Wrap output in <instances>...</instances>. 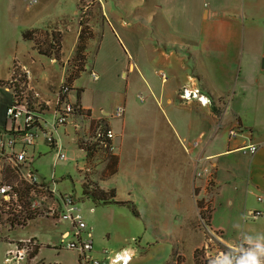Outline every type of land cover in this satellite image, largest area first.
Here are the masks:
<instances>
[{
    "label": "crops",
    "instance_id": "obj_1",
    "mask_svg": "<svg viewBox=\"0 0 264 264\" xmlns=\"http://www.w3.org/2000/svg\"><path fill=\"white\" fill-rule=\"evenodd\" d=\"M83 4L0 0V81L19 59L45 95L67 81L69 99L88 110L87 117L73 114L53 130L49 105L43 112L48 124L29 155L41 180L54 179L60 192L76 199L92 232L90 254L108 261L130 250L129 264H208L201 248L207 236L197 223L207 195L205 217L219 234L210 243L213 253L230 257L258 238L264 243V0H93L85 13ZM56 38L60 49L53 47ZM80 45L84 65L76 70L70 59ZM185 85L198 87L209 103L182 100ZM131 89L135 98H128ZM0 92L12 96L6 88ZM10 95L0 131H11ZM109 100L114 103L106 107ZM117 106L125 108L121 118L112 117ZM104 127L115 133L112 153L95 145ZM232 128L239 131L235 137ZM49 130L67 159L56 158ZM253 143L259 145L255 154L242 150ZM198 157L213 172L211 189L195 177ZM156 178L169 186L152 192L147 187L158 186ZM39 218L55 227L13 239H39L33 264H79L77 253L60 245L70 223L35 216L24 226Z\"/></svg>",
    "mask_w": 264,
    "mask_h": 264
},
{
    "label": "built area",
    "instance_id": "obj_2",
    "mask_svg": "<svg viewBox=\"0 0 264 264\" xmlns=\"http://www.w3.org/2000/svg\"><path fill=\"white\" fill-rule=\"evenodd\" d=\"M36 3L37 0H31ZM93 0L85 2L82 5V11L85 13ZM70 61H73L70 59ZM75 62V61H74ZM78 65L77 63H74ZM31 70L26 66L20 65L18 60H14L12 66V74L8 80L10 86L6 89L12 93V101L6 109V118L11 122V131H0V200L1 204L6 207H12L13 215L19 220L27 222L31 216H50L59 221H67L70 223L71 229L61 234V246L67 250L74 251L78 255L79 264H129L132 261L133 253L130 250H122L110 256L108 261H100L94 258L90 252L93 249L92 232L87 228L84 216L76 199L70 195L60 192L55 187V180L49 182L39 178L32 167V157L29 155L31 148L37 137L42 125L48 123L44 120L43 112L49 107L41 100H37L35 93L31 88ZM91 76L98 79L99 75L91 71ZM164 78L165 74H162ZM31 88V90H29ZM72 90L71 85L64 81L58 94V102L53 110L51 125L57 128L66 124L73 114H79L82 118L87 117V111L79 103H74L69 99V93ZM182 100L188 101L192 99L198 100L201 104H208L209 98L195 86H183L180 91ZM140 100L143 95L140 94ZM125 114L123 106H117L113 111L112 117L121 118ZM84 130V127H81ZM53 130L46 131V139L49 144L56 149V158L58 160L67 159L66 153L61 145L58 144ZM238 129L232 128L229 131L231 137L238 134ZM95 141L98 148L105 153L114 152L116 146L112 140L115 133L111 128L104 127L96 131ZM199 145V140L192 142L193 147ZM259 149L256 143L242 147L244 152L251 155L255 154ZM203 160L198 157L195 177L203 179L208 189L213 185V172L207 166L200 164ZM9 169L18 180L9 181L5 172ZM261 199V197L259 198ZM204 204L201 206L199 215V225L204 230L208 242L202 246V251L208 264H214V261L222 255H226L225 251L220 250L216 253L210 248L211 242L218 241V233L208 223V219L201 214L202 211L209 209L211 205V197L203 198ZM257 212L256 215H259ZM24 226V225H23ZM9 248L5 252V264H33V257L36 250L41 246V242L35 236L25 239L10 240ZM249 246L242 245L232 249L230 259L234 264L242 256L252 250ZM108 252L107 250H104ZM264 257V256H263ZM260 264H264V260H260Z\"/></svg>",
    "mask_w": 264,
    "mask_h": 264
},
{
    "label": "rangeland",
    "instance_id": "obj_3",
    "mask_svg": "<svg viewBox=\"0 0 264 264\" xmlns=\"http://www.w3.org/2000/svg\"><path fill=\"white\" fill-rule=\"evenodd\" d=\"M70 44H71V41H68V40L65 43V45H67V47H69ZM14 60H18V62H20V65H23V66H26L27 68H29V66H27L25 63L19 61V59H14ZM29 69L31 70V68H29ZM4 73L7 74L6 72H4ZM31 74H32V76H31L30 85H31L32 90L35 93V97L37 98V100H41L44 103H46L47 105H50L51 107L55 108L57 105V102H58V94L60 92L62 83L59 86H56L55 90H53L54 92H53L52 96H48V95H45L41 90H39L37 88V86L34 84V81L32 80L33 76H34L32 70H31ZM9 78H10V76H9ZM92 81H93L92 79H88L87 85L90 86L93 83ZM31 88H29V90H31ZM136 92L137 91L134 89L129 90L128 91V95H129L128 98H135ZM6 93L0 92V115L2 114L3 106L6 104L7 98H4V96L10 95V93L9 94H6ZM10 97H12V96L10 95ZM85 98L87 100H90V101L93 100L92 93L90 91H88L87 94L85 95ZM136 101H138L137 98H136ZM112 103H114V102L109 100L108 103H104V105L106 107H109V106H111ZM100 105H101V103H100ZM100 105H95L93 103V106L97 107V108H99ZM143 165L148 166L150 164L144 163ZM5 176L9 181H12V182H15L18 180V177L15 176L9 169L6 170ZM145 181H149V179L146 178ZM156 181L158 182L157 183L158 186L150 185L149 187H147L148 189L152 190V192H154L155 190L161 189L163 185L169 186L168 179H163V178L157 179L156 178ZM152 183L155 184L154 182H152ZM160 183L162 185H160ZM209 197L210 196L207 195L206 199H209ZM1 203H2V201L0 200V264H5L3 262V255H4V251L7 248V242H9V240H13V239L18 238V237L28 236L27 235L28 233H31V231H34L37 229H40V230H46V229H51V228L53 229L55 227L56 223H54L53 220H51V219L39 218V219H36L35 221L30 222V225L24 226L23 228H17V227H22L23 225H25L26 220L25 221L19 220V218L15 217L13 215V210H12L13 208L11 206L6 207L5 205H3ZM206 211H202L201 214L205 213ZM35 216L36 215H33L31 217H35ZM197 223H199V219H197ZM49 227H51V228H49ZM13 229H15V230H13ZM10 230H12V231H10ZM6 234L9 237H7ZM197 255H198V252H197ZM199 255H200V251H199ZM190 259L191 258L189 256V260Z\"/></svg>",
    "mask_w": 264,
    "mask_h": 264
},
{
    "label": "clouds",
    "instance_id": "obj_4",
    "mask_svg": "<svg viewBox=\"0 0 264 264\" xmlns=\"http://www.w3.org/2000/svg\"><path fill=\"white\" fill-rule=\"evenodd\" d=\"M262 256H264V243H261L258 238L253 249L246 252L238 261V264H260L259 257ZM214 264H231V259L226 255H222L214 261Z\"/></svg>",
    "mask_w": 264,
    "mask_h": 264
},
{
    "label": "trees",
    "instance_id": "obj_5",
    "mask_svg": "<svg viewBox=\"0 0 264 264\" xmlns=\"http://www.w3.org/2000/svg\"><path fill=\"white\" fill-rule=\"evenodd\" d=\"M53 47L55 48V49H60L61 48V44H60V41H59V39H55L54 41H53ZM72 60L73 61H71V62H73V64L74 63H77L78 65H75L74 64V68L76 69V70H81L82 69V66L84 65V58H83V55H82V45H80L79 47H78V49L76 50V55L72 58ZM75 61V62H74ZM10 86V83L7 81V80H2V81H0V87H3V88H7V87H9ZM87 116H88V111H87ZM95 145H96V147H97V150H99V151H103V150H100L99 148H98V143H97V141L95 142ZM109 195H112V192L111 193H109ZM104 202H111V201H104ZM202 215L203 216H205V213H202ZM259 260H264V257L262 256V257H259Z\"/></svg>",
    "mask_w": 264,
    "mask_h": 264
},
{
    "label": "water",
    "instance_id": "obj_6",
    "mask_svg": "<svg viewBox=\"0 0 264 264\" xmlns=\"http://www.w3.org/2000/svg\"><path fill=\"white\" fill-rule=\"evenodd\" d=\"M263 67H264V60H263Z\"/></svg>",
    "mask_w": 264,
    "mask_h": 264
}]
</instances>
